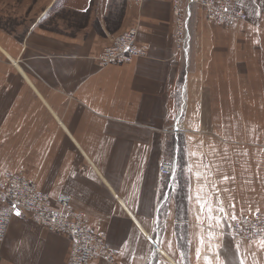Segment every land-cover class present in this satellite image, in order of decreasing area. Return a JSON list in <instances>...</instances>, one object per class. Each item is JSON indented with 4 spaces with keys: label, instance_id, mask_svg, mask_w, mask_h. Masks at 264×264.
<instances>
[{
    "label": "crops",
    "instance_id": "obj_1",
    "mask_svg": "<svg viewBox=\"0 0 264 264\" xmlns=\"http://www.w3.org/2000/svg\"><path fill=\"white\" fill-rule=\"evenodd\" d=\"M175 1L138 8L127 0L114 31L106 21L114 0H73L76 11L92 14L80 32L48 29L43 15L22 33L0 27V179L26 168L41 193L72 197L118 251L114 264H208L206 256L217 264V245L227 264H264V240L232 239L195 199L199 189L229 215L234 204L238 218L264 212V0H237L247 21L200 36L195 72L189 51L188 61L177 51ZM133 27L149 57L100 68L112 34ZM80 66L89 69L84 78ZM182 117H191L183 128ZM181 128L184 149L175 146L168 161L167 137L178 141ZM181 158L182 176L173 179ZM168 163L173 176L160 173ZM7 230L0 264H68V237L29 216ZM17 237L25 238L19 249ZM30 240L49 243L36 248Z\"/></svg>",
    "mask_w": 264,
    "mask_h": 264
},
{
    "label": "built area",
    "instance_id": "obj_2",
    "mask_svg": "<svg viewBox=\"0 0 264 264\" xmlns=\"http://www.w3.org/2000/svg\"><path fill=\"white\" fill-rule=\"evenodd\" d=\"M145 1L148 0H131V4L140 8ZM236 2L237 0H190V4L197 3L201 7L204 20L208 25L223 28L247 21L246 13L237 9ZM180 5V0H176L173 4L176 22L174 37L177 51L186 53L190 45V37H187L189 17L183 18L184 13ZM137 33V28L133 27L117 35L112 43L99 53V67L130 64L136 58L149 57L148 48L138 43ZM175 172V165H161L162 175L173 176ZM72 202V197L66 194H61L57 200H54L47 194L41 193L37 183L29 177L26 168L7 172L0 179V235H3L5 228L8 229L9 224L6 222L9 218L11 222L14 218H18L14 212L20 210L23 212L21 218L29 216L40 227L48 229L49 224H58L64 236L68 237L69 232L75 233L73 238L68 237L71 244L68 264H91L95 260L116 263L118 251L108 243L105 236L96 232L84 212L74 209ZM12 205L17 207L13 208ZM50 214H55L51 220H49ZM238 221L246 222H229L232 225L229 231L232 239L234 237L235 240H264V212L238 218ZM78 229H84L82 235ZM237 229L243 234L237 232ZM89 232L92 235H89ZM4 242L5 240H0V251Z\"/></svg>",
    "mask_w": 264,
    "mask_h": 264
},
{
    "label": "rangeland",
    "instance_id": "obj_3",
    "mask_svg": "<svg viewBox=\"0 0 264 264\" xmlns=\"http://www.w3.org/2000/svg\"><path fill=\"white\" fill-rule=\"evenodd\" d=\"M51 1L52 0H0V27H2L5 30H9L13 33H17V34L22 33L24 30H27L28 28H30L34 20L38 19V17L43 15L41 21L44 22V25H47L48 29H51L53 31L58 30V31H63V32L67 31L69 33L70 32L74 33L76 31H79V32L82 31V29L85 28L88 22H91V23L93 22L91 18L92 17L91 12H87L84 14V13H81L82 11H76V8L72 7L73 0H54L52 4H51ZM114 2H115L113 6L114 8L111 9L112 11L111 14L108 17H106V21L107 23H109L113 31H114V28H117V26L119 25V21L122 16V10H123L122 6L126 4L127 0H114ZM180 4H181L180 6H182V10L184 13L183 18L187 19V17H189L188 31H187V34H189V36L187 37H190V45L186 51V55L185 54L184 55L186 56V59L188 61V54L190 53L188 69L191 70L192 72H195L196 71L195 59H197V48L199 45L198 42H199L200 36L204 33H208L210 30H211L210 32H212V30L214 29H210V28L214 25L210 26L206 23V21L204 20L201 7L197 3L190 4V0H180ZM48 5H50V7ZM175 25H176V22H175ZM218 28L221 31L226 29L223 27H218ZM127 31L117 32L116 34H112L113 36L111 38L112 39L111 43L117 35L125 33ZM194 79L195 78L193 77L192 83L195 82ZM259 104L260 106L262 105L264 107V102L262 103L260 102ZM258 114L260 115L261 122L263 123L262 119H264V116H263L264 113L262 111L260 113L259 111ZM233 115L235 116V114ZM189 118L191 117H182L180 121V126L182 128H183L184 121H186ZM219 121L222 125H224L227 122V120L224 121V115H219ZM182 128L178 135V141L177 140L175 141L174 139L175 135L173 134L172 130H171L172 134L168 131L169 135L167 137L166 144H165V148H167L166 159L168 161H170L174 156L175 146L180 147L179 152L180 150L183 151L184 149L183 146H184L186 137L185 135H182L181 133L183 131ZM194 141L199 142L200 139L199 140L194 139ZM218 141L222 142L219 138H218ZM182 158L179 161L180 164L178 166V170L175 175V178L178 180L182 176L181 174H182V169L184 166ZM175 187L171 189L169 195L172 193V191L174 194ZM154 239L149 236L150 242H152V240ZM158 245H159V242H158ZM152 246L153 247L156 246L154 241L152 242ZM157 249L159 250V248Z\"/></svg>",
    "mask_w": 264,
    "mask_h": 264
},
{
    "label": "snow or ice",
    "instance_id": "obj_4",
    "mask_svg": "<svg viewBox=\"0 0 264 264\" xmlns=\"http://www.w3.org/2000/svg\"><path fill=\"white\" fill-rule=\"evenodd\" d=\"M66 71H68L70 73L69 69H66ZM89 71V69L86 66H80L79 67V73L81 75V78H84V76H86L87 72ZM191 171V169H190ZM197 179L199 180L201 178V174L199 172L195 173ZM173 179H175V177H173ZM225 179H227V177H225ZM81 191H83V189H81ZM163 193L161 194V199H163ZM217 198L219 197V192H217ZM196 202L199 204L200 206V210L201 213H204L205 211L207 212V218L210 221H215L216 225H228V227H232L231 224H229V220L233 221V222H237V223H245L246 221H238V217L236 214V209H235V205L233 204L232 207V212L229 215L228 211L225 209V207L223 206V202L218 200L215 203V206H213V202L208 200L206 194L205 195H201L200 190L198 189L196 192V196H195ZM13 208H16V205H12ZM14 215L18 218H21L23 216V212L20 210H16L14 212ZM55 214H50L49 215V220H51L53 218ZM7 224L10 225L11 220L9 218V220L6 222ZM213 224L209 223L208 225V229L209 232L211 233L212 229H213ZM48 231L49 233L54 236V237H62L64 235V232L62 231V229L60 228V226L58 224H49L48 225ZM78 231L80 232V234L82 235L84 232V229H78ZM237 232H240L239 229L236 230ZM89 235H92L91 232L88 233ZM240 234L242 235L243 233L240 232ZM75 235V233L73 232H69L67 233V236L69 238H73V236ZM8 238V232H7V228H5V231L3 233V235H0V240H5ZM214 237L210 236V239H212ZM99 239V238H97ZM234 239V237H233ZM24 237H17L16 238V246L17 249H19L21 246H23L24 244ZM49 243V241L47 240H39V241H29V245L32 247H36V248H40L42 245L43 246H47ZM79 243V242H78ZM124 243L123 240L120 241V243L118 245H116L117 248H119L120 246H122ZM201 244H203V240H201ZM217 247V264H227L226 259H221L220 255L221 253L219 252V245L216 246ZM261 247H264V243L261 244ZM235 249L237 252L240 251V245L236 244L235 245ZM197 257L199 258L200 256V252L199 250H197ZM205 260L208 262V264H212V261L206 256ZM241 264H244V261L241 260Z\"/></svg>",
    "mask_w": 264,
    "mask_h": 264
},
{
    "label": "bare ground",
    "instance_id": "obj_5",
    "mask_svg": "<svg viewBox=\"0 0 264 264\" xmlns=\"http://www.w3.org/2000/svg\"><path fill=\"white\" fill-rule=\"evenodd\" d=\"M188 36H189V34H188Z\"/></svg>",
    "mask_w": 264,
    "mask_h": 264
}]
</instances>
